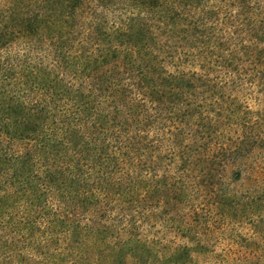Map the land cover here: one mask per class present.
Segmentation results:
<instances>
[{"label":"trees","instance_id":"trees-1","mask_svg":"<svg viewBox=\"0 0 264 264\" xmlns=\"http://www.w3.org/2000/svg\"><path fill=\"white\" fill-rule=\"evenodd\" d=\"M0 264H264V0H0Z\"/></svg>","mask_w":264,"mask_h":264}]
</instances>
